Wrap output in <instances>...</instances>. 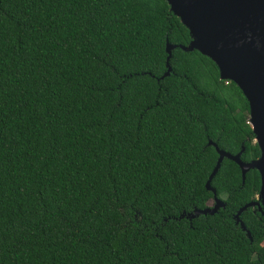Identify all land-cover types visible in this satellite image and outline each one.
Wrapping results in <instances>:
<instances>
[{"label":"trees","instance_id":"obj_1","mask_svg":"<svg viewBox=\"0 0 264 264\" xmlns=\"http://www.w3.org/2000/svg\"><path fill=\"white\" fill-rule=\"evenodd\" d=\"M190 40L166 0H0V264H264V216L235 218L257 170L224 158L225 206L177 219L214 198L213 144L260 156Z\"/></svg>","mask_w":264,"mask_h":264},{"label":"water","instance_id":"obj_2","mask_svg":"<svg viewBox=\"0 0 264 264\" xmlns=\"http://www.w3.org/2000/svg\"><path fill=\"white\" fill-rule=\"evenodd\" d=\"M170 11L188 29L190 43L179 48L186 52L193 50L211 59L218 68L220 79L234 83L249 105V124L260 156L249 163L241 160L243 148L236 155L219 150L217 163L209 176L206 188L214 195L213 209H194L182 213L177 219L191 221L199 215H213L225 206L210 187L213 176L224 158L235 162L245 174L255 169L260 175L258 199L244 205L235 215L237 223L240 214L249 207H256L264 216V0H166ZM175 46L166 44L167 76L170 72L168 60ZM209 144H212L211 142ZM243 231L244 225L240 224ZM250 238V234L247 232Z\"/></svg>","mask_w":264,"mask_h":264},{"label":"rangeland","instance_id":"obj_3","mask_svg":"<svg viewBox=\"0 0 264 264\" xmlns=\"http://www.w3.org/2000/svg\"><path fill=\"white\" fill-rule=\"evenodd\" d=\"M256 199H258V196L256 197ZM215 206V201L214 199L209 201L208 204H207V207L205 209H213ZM192 212V211H191ZM190 213V212H189ZM187 214V213H186Z\"/></svg>","mask_w":264,"mask_h":264}]
</instances>
